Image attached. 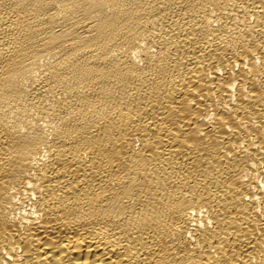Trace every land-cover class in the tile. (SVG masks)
Returning <instances> with one entry per match:
<instances>
[{
    "label": "bare ground",
    "instance_id": "obj_1",
    "mask_svg": "<svg viewBox=\"0 0 264 264\" xmlns=\"http://www.w3.org/2000/svg\"><path fill=\"white\" fill-rule=\"evenodd\" d=\"M0 264H264V0H0Z\"/></svg>",
    "mask_w": 264,
    "mask_h": 264
}]
</instances>
